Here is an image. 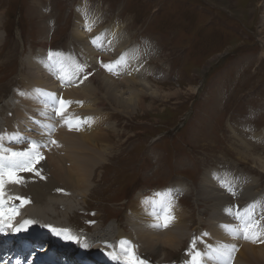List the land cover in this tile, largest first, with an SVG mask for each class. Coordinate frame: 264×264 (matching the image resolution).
Here are the masks:
<instances>
[{
    "label": "rangeland",
    "instance_id": "obj_1",
    "mask_svg": "<svg viewBox=\"0 0 264 264\" xmlns=\"http://www.w3.org/2000/svg\"><path fill=\"white\" fill-rule=\"evenodd\" d=\"M86 19L94 22L92 34L86 26L78 25L86 23ZM112 25L123 29L126 40L123 48L113 49L114 53L110 52V46L115 40L107 32ZM99 32L105 33L106 49H98L104 63L117 60L127 50L137 53L136 60L143 70H130L127 63L116 72H109L103 66L95 70L92 67L95 64H89L92 59L88 40ZM41 51L71 54L87 64L85 73L66 81L50 70L38 71L35 66ZM37 72L41 81L43 76L51 83L39 85ZM108 76L117 84L116 97L120 94L124 98L121 104L104 85ZM127 78L138 83L125 82ZM76 80L80 90H84L77 105L89 101L94 110L84 107L75 115L69 105L67 116L58 120L52 113L53 106L41 96L36 102L48 106L51 115L49 112L44 115L45 123L37 125L38 131L31 130L37 133L27 136L38 141L36 135L48 130L54 131L50 135L52 140L60 129L79 133V128L88 122L97 134L92 141L87 137V141L80 136L72 138L78 151H85L84 155L79 153L74 157L87 172L82 177L85 186L73 183L65 186L69 189L55 192L63 199L56 200L57 215L50 221L69 231L68 226L74 227L84 232V237L96 231L103 236L118 235L124 229L126 239L133 243L135 220L127 216H131L134 202L138 197L152 198L155 192L169 186L178 190L174 201L185 211L189 230L185 237L181 230L184 238L176 248L142 243L139 255L143 253L140 256L149 258L151 264L173 263L176 258L178 264H186V251L191 250L193 237L199 248H203L200 241L208 246L207 239L212 246L235 242L231 264L240 259L244 244L264 246V219H261L264 216V0H0V130L4 129L3 133L9 130L6 120H20L21 124L23 116L32 117L24 113L29 108L25 106L28 95L19 92L32 94L37 81L36 89L49 92L52 89L48 88L55 82L60 85L53 88L58 95ZM80 80L85 81L80 84ZM87 88L85 97L82 94ZM128 97L133 99L130 105ZM30 105L34 116H38L39 107H34L33 102ZM68 117L81 118L78 129L68 127L64 122ZM52 123L57 129H51ZM26 141L16 148L28 147L30 140ZM87 148L93 150L87 153ZM225 173L234 181L227 177L235 195L214 176L224 178ZM206 182L209 185L205 186ZM242 190L244 196L238 193ZM252 197L257 198L252 201ZM234 198L242 208L259 202L260 208L253 210L261 224L258 239H246L242 233V238L237 234L228 236L234 240L221 236L228 232L224 226L237 218L226 211L230 207L235 211L230 205ZM220 214H226L224 221L210 223L213 216L217 220ZM228 215L232 221L227 220ZM34 223L41 227L48 225L39 216ZM217 227H221L218 238ZM146 231L145 228L137 235H148ZM85 239L93 243L100 241ZM80 241L84 245V240ZM110 241L119 247L117 236ZM97 247H87L91 249L90 257L97 255ZM52 254L58 260L67 259Z\"/></svg>",
    "mask_w": 264,
    "mask_h": 264
},
{
    "label": "bare ground",
    "instance_id": "obj_2",
    "mask_svg": "<svg viewBox=\"0 0 264 264\" xmlns=\"http://www.w3.org/2000/svg\"><path fill=\"white\" fill-rule=\"evenodd\" d=\"M88 13H87V16H89ZM79 14H80L81 17H83V14H82V11L81 10H79ZM78 25H80L82 27H85V23H83V24L80 23ZM107 32H108L109 36L111 37V39L115 40L114 43H113V46H110L109 45L111 47L110 52H113V49L115 47H117L119 49L123 48V45L122 44H123V42H126V40H123V35H125V33L123 32V29L121 27L119 29V28L114 27L112 25V26L109 27V29L107 30ZM79 33H81V35L85 36V34H84L83 31H80ZM90 33L92 34L93 31H90ZM95 36H97V35L95 34ZM95 36H93V37H95ZM91 40L92 39L88 40V43ZM88 46H89L90 57L92 59L91 61H89V64L92 65L94 63L95 65H92V67L95 70H99L100 67H98V66H102V63L101 62H103V60L100 58L101 55H100V52L98 51L99 48H97L96 46H94L91 42L88 44ZM129 52H127V50H126V51H124V52L121 53V54H123V53H127L128 54V56H127V61H128L127 62V64H128L127 67L130 70H140V71H142L143 69H140V67H139L140 61L139 60H136L137 59V55H136L137 53L134 52L133 54H131ZM48 53L49 52H42L41 51L38 54V56H37L38 57V64L35 67H36V69H38V71H40L41 69L50 70L52 73H56L59 76V70L57 68L51 66L50 65V62L47 60ZM29 67H32V66L29 65ZM45 70H44V74H45ZM34 73H35V71H34ZM45 76H46V74H45ZM104 77H105V75H104ZM36 78L39 80L40 84L37 81V83L33 85L32 91H34L36 89V85H38V84L41 85V86H44L47 83H51V82H49V80L45 81L43 79V76H42V81H41L40 80V74L38 72L36 74ZM48 78H50V77H48ZM84 81L81 82V80H80V84L83 83ZM113 81L110 80V78L108 76V79L107 80L105 78L104 85L109 90L110 95H112L113 99L117 103H120L121 104V101H123L124 98H122V96L120 94H119L120 97H118V98L116 97V95H117L116 94V92H117V86L116 85L117 84H115ZM126 81H128L129 83H132V84L138 83V81L136 79H134V78H127L125 80V82ZM140 83L141 84H144L143 82H140ZM58 85L54 82L48 88V89H52L49 92L50 93H54L53 92V88L55 89ZM79 86H80L79 85V80H76L73 85H71V86L68 85V87L65 88V91L64 92H61V94L56 95L57 97H62L65 100L73 101V103L70 104V107L72 109L71 112L75 111V113H73L75 115H77L79 113L78 111L81 110V109H83L84 107L89 108L91 110H94L91 107L93 103L92 102H89V101H88L87 104L77 105L76 102L77 101L79 102V99H78L79 98V94H81V92L84 91L82 89L80 90V87L81 86L80 87ZM88 90H89V88H87L86 89V92L83 93L82 95H85V97H87ZM119 91H121V90H119ZM39 98H36L34 92H32V94L29 93V95L26 98V101L27 102H26L25 106L28 105L30 109L27 108L28 110H26L25 112L23 111V112L26 113L28 116H32V117H28V119H26L27 117L23 116V120L24 121L22 120L23 123H21V124H20V120H13V122H9L10 120H6V123L5 124H7V127L9 128V130L8 129L6 130V133H9L10 134V133H14V132H17L18 131L24 137H27L29 135H35V133H37V132L32 133L31 130L32 129H35V131H38V128H37L38 126L37 125L38 124H41L42 125V124L45 123V119L43 117L44 115H41V112H46V113L49 112V114L51 112V110H50V108L48 106L45 108V106L39 104L40 102L39 103L36 102V101L40 100ZM131 98H129V97L126 98V100L129 102V105L132 104V102H133V99H131ZM31 102H33L34 107H36V108L39 107V111L37 110L38 111V116H34V114H33L34 112H33V110H31L32 109L31 108V105H30ZM133 106H135V105H133ZM138 106H140V105L138 104ZM141 106H142V104H141ZM33 109H35V108H33ZM52 111H53L52 113L55 114L54 110H52ZM121 111H123V110H121ZM55 116H57V115H55ZM65 116H67L66 113H65ZM39 117H42V118H39ZM29 118H31V119L35 118V119L29 120ZM57 118H58V120L64 119V117H61V116H57ZM13 119H15V117ZM36 119H38V120H36ZM37 121H39V123H37ZM85 122H86V120H85ZM10 124H14V126H11ZM92 126H93V124H91V123L88 122L86 125H83V126H81L79 128L80 129V132L79 133H71L69 130H64L63 131L62 129H60L61 131L59 130L60 131L59 134H54L55 135V139L57 141L56 144H50V143H48V141L51 140V137L48 135V133L51 132V134H52L54 131H49L48 132V130H47L46 132H42L41 134H37L36 135L37 138H39V139H37L39 142H42L43 144H46V146L40 148V151H42V150L44 151L43 152V155L45 157L44 160L40 161L39 166H37V168L40 170V175H36L33 172H22V173H20V175L24 179V183L23 184L6 183L5 188H4L5 199L8 200V201H10L11 205H12V203H15V205L18 207V213H19V215L21 217H27L30 220V219H32V217L35 219V218H37L39 216V217H43L46 220V222L48 223V225H50V226H52L54 228H57V229H59L61 227V225L59 223H54L53 221H50L49 220V219H52L53 217H55L57 215V212H56L57 205L56 204H58V203H57L56 200L63 199L61 194H57L55 192H57L59 189H62V188L69 189V188H67L65 186L66 185H70L71 186V184H73V183L74 184L77 183L79 185V187H84L85 186V180H84L85 178L82 179V177L87 172H85V170L82 169L83 166L80 168L81 165H80L79 159L78 158H74L76 155L79 156V153H80V155L81 154L84 155L85 154V151L84 152H82V151L79 152L78 149L75 147V145L77 143H75V145H74L75 140L72 139V138L74 136H77V137L80 136L81 140L85 139V141H87L86 137L90 141L94 140L95 139V136L97 134H96L95 131L91 130ZM22 130L27 131V134L24 131H22ZM0 133H2V132H0ZM5 137L7 138V136H5ZM47 146H49V147H47ZM28 147H30V145ZM28 147L26 146V147H22V148H14V149L15 150H24V149H27ZM93 148H87V153H89L90 151H92ZM102 151L104 152L105 150H100V152H102ZM96 156H97V154H96ZM87 158H85V159H87ZM82 163H83V160H82ZM86 164H87V162L84 165H86ZM89 164H91V163H89ZM68 165H70V166L68 167ZM91 165H90V167H91ZM77 166H79V169H78ZM78 170H79V173H78ZM87 176H89V175H87ZM206 180H207V178H206ZM86 182H87V180H86ZM207 185H209V184L206 182L205 186H207ZM178 186H180V185H178ZM167 189H174V190H176V188H171V187L163 188L161 191L155 192L154 195H153V197H152V199H158V197L156 196V194L159 193V192H163V191H165ZM86 190L88 191V189H86ZM86 190H84V191L86 192ZM238 193L244 196L245 191L244 190L238 191ZM52 194H54V195H52ZM177 195H178V191L176 193H174V198ZM10 197H27V198L30 199V203H28V204H26V205H24V206L21 207V206H19L20 205V202L19 201L12 202L9 199ZM145 200H146V198L145 199H142L141 197H138V199L134 202V204L132 206L133 209L130 211L131 216H127L129 219H134L135 220V222H133V224L135 226L134 228H136V229H135V232H132L131 233V235H132V241H133L134 245L138 246L137 247L138 254H139L140 250L142 249V247H140L141 244L142 243H145V242H147L148 244H150L151 247H156L158 245H163L165 247L176 248L179 245L180 240L183 239L188 234V230H189L188 227H187L189 225L188 222H187L188 221V218H186L185 211L182 210L175 203V201H174V204H173V212H174V215H175V220L168 227H166V228H164V227H154L153 228L152 225H153V223H155V218L152 215H150L149 213L152 211L153 207H155V210L158 213L161 211V208L159 206H153L151 204L146 205L144 203ZM214 206H216V205H214ZM60 214H62V213H60ZM218 215H219V213H218ZM229 216L230 215H228V219L227 220L228 221H232ZM225 217H226V214L224 216H222L220 214V216L217 217V220H214L213 219L214 216H213V218L210 220V223L217 224V223L221 222L222 220L224 221V218ZM34 219L32 221H34ZM39 224H41V223H39ZM35 225L36 226H35V229L34 230L36 232H39L40 233L42 231H46L49 234L55 235V233H53L51 231V228L45 227V226L44 227H41V226H38L37 224H35ZM229 226H232L234 228H239V227H241V221L238 218H235L234 219V222L230 223ZM38 227H41V229L38 228ZM145 228L148 229V231H146V233H148V235L144 234L145 236L139 237L137 235V232H140V231H142ZM217 228H219V229L217 230V234L215 235L216 237L220 234V231H221V227H217ZM94 230H96V229H94ZM181 230L183 232L182 235L184 237H182L181 234H180ZM123 231H124V229H122V231H120L118 233V235L111 234L109 236L100 235V233H96L97 232L96 231V232L92 233L90 236L88 235L87 237H85V238H94V239L100 240V241H96V243H93L91 241H85L82 238L81 239L84 240V244L86 243L88 245V247H91L93 245L98 246L97 248L108 247L109 248V251H112L115 248H117V245H115L111 241H110V243H108V240L109 239L115 240V238L117 236L118 237V244H119V241L121 239H126ZM106 235H108V234H106ZM225 235H226V238L228 240H234V239H229L228 236H233V235H236V234H231L228 231L227 233H224L221 236H225ZM110 236H111V238H104V237H110ZM221 236H220V238H221ZM208 237H212V236L209 235ZM36 243L38 245H41V246L45 247L44 246L45 243L43 241H41V240H38ZM229 243H231V242H229ZM212 244H214V243H212ZM217 245L218 244L216 243V244H214L213 247H217ZM230 245H234L235 246V242L232 243V244H230ZM196 248H197V250L204 249V252L207 251V249H205L204 247L203 248L196 247ZM44 251L48 254L47 258L49 260L57 263V264H64V262L66 261V260L63 261V260H58L57 258H54V255L52 254L53 252L50 251L47 248V246H46V248H44ZM83 253L84 252H81V254H83ZM98 253L101 254V253H104V252H101L99 250V252H97V255H95L94 257H97L98 256ZM118 253H119V247H118ZM244 255H245V257H244ZM245 258H247L248 260L255 261L253 264H256V263L257 264H264V246H258L257 247V246H252L251 244H248V243L244 244L243 245V248H242V250L240 252V259H235L234 262H236V264H238V263L239 264H242V263H251L250 261H248ZM185 259H186V261H188L190 259V257L188 255H185ZM203 259H204V264H224L223 261H221V260H213V259L209 258L207 255L204 256ZM82 260L83 261L81 262V259L79 258V262L80 263L78 262V263H75V264H84L85 258H83ZM220 261H221V263H220Z\"/></svg>",
    "mask_w": 264,
    "mask_h": 264
},
{
    "label": "snow or ice",
    "instance_id": "obj_3",
    "mask_svg": "<svg viewBox=\"0 0 264 264\" xmlns=\"http://www.w3.org/2000/svg\"><path fill=\"white\" fill-rule=\"evenodd\" d=\"M85 26L88 31H92L94 27V22L87 20ZM105 33L98 34L93 37L91 43L97 48L104 50L106 45L104 43ZM109 44L111 41L108 42ZM127 53H123L117 60L110 61L107 63L101 62L102 66L109 72H116L117 69L127 63ZM47 60L50 62V65L59 70V78L61 80L71 81L74 78H78L81 73H85L87 68L86 63H81L75 56L71 54H65L59 51H49ZM87 78V75L84 76ZM36 98L46 97L47 103H50L53 108L55 115L65 117L67 107L73 103V101L65 100L62 97H57L55 93H50L42 89L34 90ZM20 95H29L25 92H19ZM43 102V101H42ZM81 103V102H76ZM46 112H41V115H46ZM73 119L76 120V123L73 124ZM80 117H68L65 118L64 122L68 125L69 128L76 127L77 129L80 126ZM87 120L91 121L92 118L88 117ZM39 123V121H37ZM47 127V126H46ZM54 130V126H52ZM51 135V132L48 133ZM7 136L9 141L22 142L23 140H30V147L24 150H15L13 148L4 146V139ZM48 143L56 144L57 141L49 140ZM42 146H46L42 142H38L33 138L24 137L21 133H0V232L5 231L7 228L12 227L11 221L13 218L18 215V207L15 203H12L10 207H6L9 203L5 199L4 188L6 183H16L23 184L24 179L20 175L22 172H33L36 175H40V170L36 167L40 161L44 160L45 157L40 151ZM217 179L220 180L221 186L226 187L229 192L235 195L233 187L230 185L227 177L228 173L224 174V178H221L218 174H214ZM178 190L167 189L163 192L156 194L158 199L146 198L144 203L146 205L159 206L161 211L158 213L153 207L152 211L149 213L155 218V223L153 227H168L174 220L175 215L173 212L174 204V193ZM12 202L19 201V206H24L30 203V199L27 197H10ZM255 207V202L253 205L246 206L242 211L240 207L235 206V211L233 212L232 208L226 209L230 214L235 215L241 221V227L234 228L229 225H225L227 231L231 234L242 233L246 239H258L261 234V224L259 220H256L253 215V209ZM264 219V216L261 217ZM32 220H25L21 225L15 227L14 231L20 232L21 230H27V226L33 224ZM89 223H95L94 221H89ZM45 227L51 228V231L57 236H62L66 240H75L78 241L79 238L71 235L70 231L67 229H57L50 225H45ZM208 235L207 233L204 234ZM196 238L193 237L192 244L190 246L191 250L186 251V254L190 259L186 264H204L203 257L207 255L213 260H221L224 264H231L233 259V252L236 250L234 245H228L221 243L217 247L208 245L209 251L203 253L196 248ZM84 247L87 248L88 245L85 243ZM136 245L127 239H121L119 241V253L115 250L107 252L106 255L110 257L112 261L117 262V264H150L148 260L143 258L138 254Z\"/></svg>",
    "mask_w": 264,
    "mask_h": 264
}]
</instances>
